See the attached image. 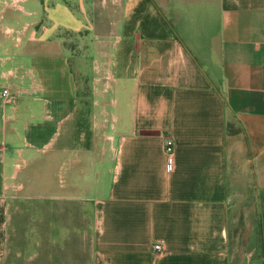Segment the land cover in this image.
Returning a JSON list of instances; mask_svg holds the SVG:
<instances>
[{"label":"crops","instance_id":"crops-1","mask_svg":"<svg viewBox=\"0 0 264 264\" xmlns=\"http://www.w3.org/2000/svg\"><path fill=\"white\" fill-rule=\"evenodd\" d=\"M17 2L0 0V264L15 214L44 264H264V0Z\"/></svg>","mask_w":264,"mask_h":264},{"label":"rangeland","instance_id":"rangeland-1","mask_svg":"<svg viewBox=\"0 0 264 264\" xmlns=\"http://www.w3.org/2000/svg\"><path fill=\"white\" fill-rule=\"evenodd\" d=\"M7 1L9 5H13V6L18 5L17 0H7ZM3 16L5 17V12L4 13L0 12V22ZM19 199L23 201L24 197H19ZM38 201L39 200H37V202ZM28 208L29 207H27L26 205L25 206L12 205L11 210L12 211L24 210L25 212H27ZM24 216H26V214ZM25 228H28L27 219L24 218L22 214L19 215L15 214L11 219V221L8 223L6 230L9 232V235L6 240V244H7L6 247L11 249V254L7 258L5 264H28V257H29L28 252L33 249H36L37 251L40 252V256L36 263L44 264L45 260H44V255L42 253L45 247L48 246L47 243L48 241L45 237L44 232L41 231L39 235L36 233V237L28 238V236L25 235V232L27 231ZM68 242H69L68 247H71L68 248V251H72L74 257L77 258L78 260H81V256H80L81 254H79L80 252L78 250V246H80V242L79 239L76 238L75 232L70 234ZM77 251L78 253H76ZM71 256L73 255L71 252H69L68 257L70 258ZM72 260H73L72 262H75V259Z\"/></svg>","mask_w":264,"mask_h":264},{"label":"built area","instance_id":"built-area-1","mask_svg":"<svg viewBox=\"0 0 264 264\" xmlns=\"http://www.w3.org/2000/svg\"><path fill=\"white\" fill-rule=\"evenodd\" d=\"M2 95L5 97H9L10 93L9 90L7 88H4L2 90ZM165 151L167 153V164L169 168H173L174 164H175V159L172 155V142L169 140L166 143V148ZM155 248H159V245H155Z\"/></svg>","mask_w":264,"mask_h":264},{"label":"bare ground","instance_id":"bare-ground-1","mask_svg":"<svg viewBox=\"0 0 264 264\" xmlns=\"http://www.w3.org/2000/svg\"><path fill=\"white\" fill-rule=\"evenodd\" d=\"M21 9V8H20Z\"/></svg>","mask_w":264,"mask_h":264}]
</instances>
